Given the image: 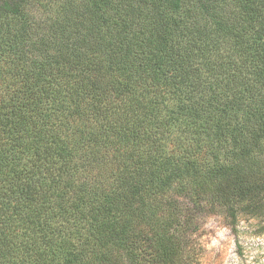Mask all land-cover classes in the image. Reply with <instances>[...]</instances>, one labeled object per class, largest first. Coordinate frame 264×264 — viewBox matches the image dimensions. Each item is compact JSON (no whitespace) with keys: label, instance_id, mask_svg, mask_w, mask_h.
Masks as SVG:
<instances>
[{"label":"trees","instance_id":"trees-1","mask_svg":"<svg viewBox=\"0 0 264 264\" xmlns=\"http://www.w3.org/2000/svg\"><path fill=\"white\" fill-rule=\"evenodd\" d=\"M264 232V0H0V264H204Z\"/></svg>","mask_w":264,"mask_h":264},{"label":"rangeland","instance_id":"rangeland-1","mask_svg":"<svg viewBox=\"0 0 264 264\" xmlns=\"http://www.w3.org/2000/svg\"><path fill=\"white\" fill-rule=\"evenodd\" d=\"M237 235L223 217L208 216L204 221V264H264V232L260 223L243 217Z\"/></svg>","mask_w":264,"mask_h":264}]
</instances>
